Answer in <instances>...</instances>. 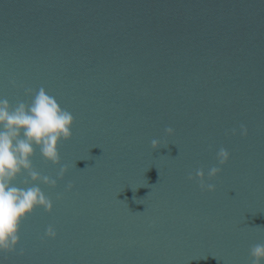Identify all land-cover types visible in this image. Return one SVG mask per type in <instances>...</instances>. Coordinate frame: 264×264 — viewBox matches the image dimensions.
Listing matches in <instances>:
<instances>
[{
  "label": "water",
  "instance_id": "95a60500",
  "mask_svg": "<svg viewBox=\"0 0 264 264\" xmlns=\"http://www.w3.org/2000/svg\"><path fill=\"white\" fill-rule=\"evenodd\" d=\"M41 88L72 114V135L58 164L32 157L55 187L13 181L37 184L52 209L20 222L3 264H252L264 244V0H0V98L15 107Z\"/></svg>",
  "mask_w": 264,
  "mask_h": 264
},
{
  "label": "clouds",
  "instance_id": "9594fccd",
  "mask_svg": "<svg viewBox=\"0 0 264 264\" xmlns=\"http://www.w3.org/2000/svg\"><path fill=\"white\" fill-rule=\"evenodd\" d=\"M25 94L32 95L31 102H19L15 107H12L8 100L0 98V264L16 249L20 222L36 207L43 208L45 212L52 209L50 199L37 184L34 183L31 187H16L13 181L22 172H27L29 181H39L55 187L56 180L42 177L32 169V157L36 149H39L44 160L53 165L58 164V143L61 140H69L72 135L73 116L60 107L54 96L48 95L43 88L35 94L26 90ZM165 133L173 134V129L166 128ZM240 134L247 135L243 125ZM159 144L156 139L151 141L152 148ZM216 159L219 165H224L229 159L228 151L221 147L216 153ZM65 171L66 169L61 167L57 178H62ZM220 171V167L210 168L208 178H214ZM195 178L199 181L202 191H214L213 184L204 182L203 170H197ZM188 179L192 180L193 177L189 175ZM71 187V184L67 185L68 189ZM45 236L54 239L56 232L52 227H48ZM19 254L23 255V249ZM249 255L252 264H261L264 260V244L253 246Z\"/></svg>",
  "mask_w": 264,
  "mask_h": 264
}]
</instances>
